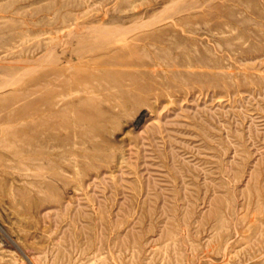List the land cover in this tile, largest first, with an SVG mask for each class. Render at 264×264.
I'll list each match as a JSON object with an SVG mask.
<instances>
[{
	"label": "rangeland",
	"instance_id": "374dc122",
	"mask_svg": "<svg viewBox=\"0 0 264 264\" xmlns=\"http://www.w3.org/2000/svg\"><path fill=\"white\" fill-rule=\"evenodd\" d=\"M0 264H264V0H0Z\"/></svg>",
	"mask_w": 264,
	"mask_h": 264
},
{
	"label": "bare ground",
	"instance_id": "6f19581e",
	"mask_svg": "<svg viewBox=\"0 0 264 264\" xmlns=\"http://www.w3.org/2000/svg\"><path fill=\"white\" fill-rule=\"evenodd\" d=\"M111 31H112V30H111ZM123 31H124V30H123ZM121 32H122V31H121ZM121 32H120V34H122ZM95 33H96V32H95ZM102 33H103V32H102ZM118 34H119V33H118ZM116 35H117V34H116ZM26 71H27V70H26ZM34 72H35V71H34ZM27 73H28V72H27ZM8 81H9V80H8ZM12 132H13V131H11V133H12ZM16 132H17L18 134H21V136H25L24 134H22L24 131H17V130H16V131H14L13 133H16ZM17 133H16V134H17ZM5 134H6V136H8V135H9V132L7 131ZM23 139H24V138H23ZM24 140L28 141L27 139H24ZM7 143L10 145L9 150H10V152H11V151L13 150V149H12L13 146H12L11 142L8 141V138H7ZM14 147H15V146H14ZM13 151H14V152H13ZM13 151H12L13 154H16V155H20V154H21V150H19V151H17V152H15L16 150H13ZM21 155H22V154H21Z\"/></svg>",
	"mask_w": 264,
	"mask_h": 264
}]
</instances>
